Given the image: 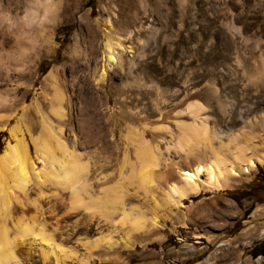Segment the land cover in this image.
<instances>
[{"label":"rangeland","instance_id":"rangeland-1","mask_svg":"<svg viewBox=\"0 0 264 264\" xmlns=\"http://www.w3.org/2000/svg\"><path fill=\"white\" fill-rule=\"evenodd\" d=\"M110 41L123 48L102 76ZM43 121L84 165L86 189L75 195L40 174L49 165L31 138ZM16 137L33 165L24 192L12 189L0 211L9 264H255L251 252L264 244V0H0V156ZM217 158L255 162L218 190L168 203L179 171ZM18 220L32 234L18 232Z\"/></svg>","mask_w":264,"mask_h":264},{"label":"bare ground","instance_id":"bare-ground-1","mask_svg":"<svg viewBox=\"0 0 264 264\" xmlns=\"http://www.w3.org/2000/svg\"><path fill=\"white\" fill-rule=\"evenodd\" d=\"M41 6L44 11L48 13L52 12V6L50 5H41ZM122 48H123L122 45L118 42L114 43L110 41L109 43L105 44L103 50L104 67L103 70L101 71L102 76L106 75L107 73L106 71H108V69L111 68L110 66L119 60V55L121 53L120 50H122ZM55 94L56 95L54 97V103L52 104L54 105V109L52 112L60 120L64 118L66 115L62 103L63 97L61 93H59L58 91ZM190 109L191 112L195 114L199 110L197 106H191ZM45 122L43 121L42 135L36 138H31L34 151L40 153L43 159L46 160L45 162L49 165L48 166L49 173L43 171L44 173L41 172L40 174L44 176L45 179L46 177H48L49 179L53 180V182H56V184L62 183L64 181H65L64 183L69 182V188H70L69 191H71V194L75 195L77 190L80 191V189L82 190L85 188V183L80 177L81 171L85 169L84 165L75 161L74 158L75 156L73 154V151H69V149L67 148L65 143L60 139V137H55L53 136V134L50 133V131L46 127ZM182 126L187 127V125H182ZM188 129L190 131L191 130L193 131L192 127ZM185 135L186 132L183 133V137H181L176 144V146H178L180 150H183V142H185L184 140H186ZM201 135H204V133ZM199 136H200V130H197L196 137L198 138ZM14 140L15 141H13L14 142L13 144L11 142L7 143V145L3 150V154H1L0 156V203L2 204V207L0 208L1 212L6 211L5 209L8 208L12 198H14L12 196L13 192H11L12 189H18L24 192L25 185L30 178V177L28 178L29 175L27 171L28 168H30V166L33 165V163L30 161L31 158L30 155H28L27 153L28 149L26 148V144L24 143L23 139L14 138ZM142 152H138L137 156L141 157L143 161V158H146V154ZM216 162H217L216 164L211 163L209 165V168H205L203 165H196L191 171H179V179H180L179 184L176 185L173 184L170 185L169 187L168 193L170 198L168 203L170 205H176L180 203L188 194L199 192L202 187H206V188L208 187L218 190L223 186L222 183L225 182L227 176L231 177V176H237L238 173H247V171L251 169V167L254 165L255 161L254 158H249L248 162L245 165L237 163L230 166H226L224 161L219 158L216 159ZM220 163L223 164V167L219 166ZM151 173L152 170H149L147 168L140 169L137 172V176L139 178L138 180L140 184L145 183V181L148 179ZM16 199L17 197H15V201H17ZM108 200L110 199L108 198ZM153 222L154 225L156 226L158 225V221L155 220V218ZM17 224L19 225L18 232H20L23 235H27L29 232H31L32 234L31 226L28 225V223H24L21 220H18ZM130 225L132 230L134 231L142 227V223L138 219L132 221ZM2 229L1 231L3 232L2 235L3 238L0 236L2 238L0 239V264H9L15 253L13 254L14 249L11 247L12 242L10 241L12 240L10 241L8 240V238L4 233L5 232L4 227H2ZM42 230L43 229L41 230L39 229L38 230L39 233L37 234L41 236L42 242H47L46 240L48 239L47 238L48 236H46L47 234H45V232H43ZM110 243L111 242L107 241L105 243L106 247H109L111 244H113ZM47 244H49V242H47ZM49 246L50 245L46 246L47 250L50 249ZM50 250L48 252H51ZM42 252L44 258H46L47 257L46 251L42 249Z\"/></svg>","mask_w":264,"mask_h":264},{"label":"built area","instance_id":"built-area-1","mask_svg":"<svg viewBox=\"0 0 264 264\" xmlns=\"http://www.w3.org/2000/svg\"><path fill=\"white\" fill-rule=\"evenodd\" d=\"M262 237H264V236H262ZM193 257H194V255H191V256H189V259L190 258L192 259ZM252 259H253V262L255 264H264V253L263 254H256V256L252 257ZM204 260L207 261L208 257H205ZM206 264H210V263L206 262Z\"/></svg>","mask_w":264,"mask_h":264},{"label":"trees","instance_id":"trees-1","mask_svg":"<svg viewBox=\"0 0 264 264\" xmlns=\"http://www.w3.org/2000/svg\"><path fill=\"white\" fill-rule=\"evenodd\" d=\"M264 252V244H259L255 248H253L251 254L256 255L258 253H263Z\"/></svg>","mask_w":264,"mask_h":264}]
</instances>
